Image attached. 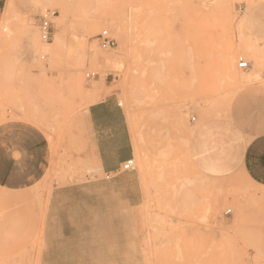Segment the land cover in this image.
<instances>
[{
  "label": "rangeland",
  "instance_id": "rangeland-1",
  "mask_svg": "<svg viewBox=\"0 0 264 264\" xmlns=\"http://www.w3.org/2000/svg\"><path fill=\"white\" fill-rule=\"evenodd\" d=\"M106 95L134 149V171L114 174L122 199L83 190L106 177L86 122ZM209 119L264 125V0H0V124L28 123L49 148L42 181L0 189V264H39L50 195L67 186L55 206L123 208V243H84L83 264H264V190L195 160Z\"/></svg>",
  "mask_w": 264,
  "mask_h": 264
},
{
  "label": "crops",
  "instance_id": "crops-1",
  "mask_svg": "<svg viewBox=\"0 0 264 264\" xmlns=\"http://www.w3.org/2000/svg\"><path fill=\"white\" fill-rule=\"evenodd\" d=\"M86 122L97 170L111 176L88 182L83 190L90 195L105 193L122 199L120 186L124 177L114 174L134 156L125 115L113 96L106 95L88 106ZM193 150L204 173L227 175L244 169L264 190V125L261 123L243 128L234 121L209 119L196 130ZM48 167V141L39 129L28 123L0 124L1 190L30 189L42 181ZM76 190V186L53 189L42 225L39 264H83L85 248L90 247L84 243H123L122 207L55 206L62 193Z\"/></svg>",
  "mask_w": 264,
  "mask_h": 264
},
{
  "label": "built area",
  "instance_id": "built-area-1",
  "mask_svg": "<svg viewBox=\"0 0 264 264\" xmlns=\"http://www.w3.org/2000/svg\"><path fill=\"white\" fill-rule=\"evenodd\" d=\"M39 35L40 39L44 43H48L51 40L52 37V23L49 20L47 16H44L41 18L40 24H39ZM99 40V45L102 49H113L115 47V42L113 39L110 38L107 31H102L97 36ZM238 68L242 70H248L249 66L246 62H244L242 59H239L238 62ZM94 77V75H87V78ZM195 118H192V121H194ZM134 164L133 160H128L124 162L119 169L115 172V174H121L124 172H132L134 171ZM111 175L106 176V178H109ZM230 214V211L226 212V215Z\"/></svg>",
  "mask_w": 264,
  "mask_h": 264
},
{
  "label": "bare ground",
  "instance_id": "bare-ground-1",
  "mask_svg": "<svg viewBox=\"0 0 264 264\" xmlns=\"http://www.w3.org/2000/svg\"><path fill=\"white\" fill-rule=\"evenodd\" d=\"M56 47V46H55ZM94 59V58H93ZM95 61H97V62H100V60L99 59H95ZM118 61L116 60V59H114L112 56H107V57H105L104 58V60H103V63H104V65L105 66H113V65H115L116 63H117ZM246 74V73H245ZM231 76H232V74H231ZM239 77V76H238ZM248 81V80H247ZM250 81V80H249Z\"/></svg>",
  "mask_w": 264,
  "mask_h": 264
}]
</instances>
